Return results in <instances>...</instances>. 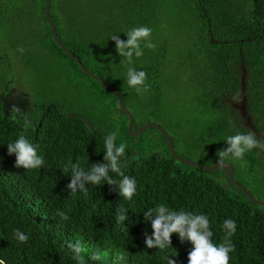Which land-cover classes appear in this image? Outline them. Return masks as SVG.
I'll use <instances>...</instances> for the list:
<instances>
[{
	"label": "trees",
	"instance_id": "trees-1",
	"mask_svg": "<svg viewBox=\"0 0 264 264\" xmlns=\"http://www.w3.org/2000/svg\"><path fill=\"white\" fill-rule=\"evenodd\" d=\"M44 8L45 0H0V26L11 41L17 31H27L30 42H47L52 50L54 46L72 64L66 72L81 79L68 85L81 89L87 104L117 108L127 137L122 171L136 180V193L131 200L120 196L122 177L111 171L117 185L88 183L87 194L67 189L71 164L88 171L92 164L105 162L108 134L97 127L100 122L88 127L86 116L65 109L61 98L44 103L26 126L0 99V259L6 264H77L67 245L79 243L86 264H167L168 257L188 264L192 245L181 242L176 233L167 249L145 246L144 234L151 236L152 229L143 213L164 204L174 211L206 215L217 245L224 240V221H236L229 264H264V207L235 188L226 170L204 172L175 161L163 136L152 128L146 130L160 136L163 146L142 148L146 130L139 138L128 135V118L117 97L85 76L55 44ZM172 9L175 13L169 12ZM50 16L60 41L89 72L121 93L134 116L133 130L147 122L162 126L161 121L173 120L187 147L186 154L175 149L177 154L207 166H217V151L226 149L227 137L238 132L252 131L264 141V0H51ZM139 26L152 29L157 47L142 44L143 55L127 65L109 37L117 34L126 41V34ZM128 67L146 72L147 91L138 94L128 85ZM242 79L254 129L245 125L237 108ZM21 133L36 146L43 166H15L7 145ZM225 163L232 166L235 180L264 202L248 189L252 185L239 180L242 172L264 187V151L254 148L243 159L229 155ZM121 206L129 216L126 227L116 222ZM17 229L30 237L26 243L16 239ZM120 253L123 259H117ZM93 255L100 258L94 260Z\"/></svg>",
	"mask_w": 264,
	"mask_h": 264
},
{
	"label": "clouds",
	"instance_id": "clouds-1",
	"mask_svg": "<svg viewBox=\"0 0 264 264\" xmlns=\"http://www.w3.org/2000/svg\"><path fill=\"white\" fill-rule=\"evenodd\" d=\"M127 40H121L117 34H112L109 38L115 42L116 52L119 56L126 58V64H133V57L139 58L143 55V48L155 50L157 45L152 42V29L147 26H139L131 29L127 34ZM18 52L23 53L25 49L20 47ZM146 72L137 71L134 67L127 68V83L134 88L138 94L147 91L148 85ZM12 110L18 115L23 116L22 110L13 105ZM31 121L24 118V124L27 126ZM117 133L112 132L107 135L104 148V163L92 164L90 170L85 171L79 163L70 165L71 180L67 184V189L75 194L78 190L87 194L86 184L99 185L101 181H106L108 185H117V181L109 176V172H114L121 176L118 183L119 195L127 200H131L136 193V180L124 174V166L121 157L125 155L127 145L116 144ZM228 147L218 150L216 155L219 159L216 162L218 167L225 166V159L231 155L235 159H243L244 154L254 148L264 151V141L257 140L252 131L246 133H236L226 139ZM9 155H15V166L24 169H36L44 165L42 156L37 155L36 146L33 145L26 136L21 133L14 143L7 145ZM65 172L69 170V165H65ZM63 219H68L67 215L60 213ZM146 221L151 220L152 235L144 234L145 246L149 249L159 248L161 250L171 247V236L178 234L181 242L188 241L192 249L188 253V264H229V253L235 250V245L230 237L236 232V221L227 219L223 223L225 230L224 240L220 244H214L212 241L213 232L210 230L209 218L204 214H194L186 211H174L164 204H159L155 208H150L143 213ZM129 219L127 209L123 206L117 210L116 222L118 225L125 224ZM14 235L21 243H26L29 236L19 229L15 230ZM68 248L75 255L73 259L77 264H86L80 253L83 251L79 243H68ZM98 255H93L92 259L98 260ZM124 254L120 253L117 259H123ZM0 264H6L4 259H0ZM167 264H176V261L168 257Z\"/></svg>",
	"mask_w": 264,
	"mask_h": 264
},
{
	"label": "rangeland",
	"instance_id": "rangeland-1",
	"mask_svg": "<svg viewBox=\"0 0 264 264\" xmlns=\"http://www.w3.org/2000/svg\"><path fill=\"white\" fill-rule=\"evenodd\" d=\"M174 11L172 9L169 12L175 13ZM4 27L0 26V99L8 109H12V106L15 105L22 110V118L28 117L32 121L35 120L37 113L41 111L40 107L44 103L51 101L56 103L58 99L61 100L62 98L65 102L62 103L65 109L69 108L71 111L81 112L86 116L84 119L88 127H94L100 122V126L97 127L107 134L117 133L115 141L117 144L126 142L127 137L125 138L124 133L121 132L124 117L117 111L116 107L113 109L109 103L110 109L108 106L87 104L83 91L68 85V81H81L76 75L66 72L72 65L68 59L55 50L54 46L53 50L48 47L47 42H30L29 32L27 31H17L15 34L17 38L13 37L11 41L8 39ZM20 47L25 49L23 53L17 51ZM54 58H58L60 61ZM59 64H63V66ZM102 102L101 99L98 104ZM62 105L60 104L63 108ZM241 106L240 97V102L237 104L238 110L245 120V125L248 126L249 119V125L251 126V118L247 113H242ZM12 112L14 111L12 110ZM15 115L18 116L16 113ZM161 124L170 133L169 136L173 138L174 147L178 153L186 154L187 147L184 139L180 137V130L176 128L175 122L173 120L170 122L163 120ZM145 133L147 139L143 142L142 148L149 149L155 144L162 148L160 136L152 131L146 130ZM220 179L222 180V178ZM239 180L245 185L254 186L255 188L248 186V189L256 197L264 198V190H261L264 187L259 184V181L251 176H242V172L239 175ZM225 183L228 186L226 181Z\"/></svg>",
	"mask_w": 264,
	"mask_h": 264
},
{
	"label": "water",
	"instance_id": "water-1",
	"mask_svg": "<svg viewBox=\"0 0 264 264\" xmlns=\"http://www.w3.org/2000/svg\"><path fill=\"white\" fill-rule=\"evenodd\" d=\"M50 5H51V0H45V8H44V16H45V19L46 21L48 22L49 24V28H50V31H51V34H52V38L55 42V44L61 49L63 50V52H65L70 58L73 59V61L78 65V67L80 68V70L82 71V73L97 81L99 84H101V86L108 92L114 94L116 97H117V102H118V107L119 109L127 116L128 118V126H127V133L130 137L132 138H139L141 136V134L148 128H152L154 130H156L157 132H159L163 138L165 139L166 143H167V146H168V149H169V152L171 154V156L173 157V159L177 162H180L182 164H185V165H188V166H191V167H194V168H197L199 170H202L204 172H218L220 170H226L227 172V177H228V180L229 182L235 187L237 188L243 195H245L252 203L258 205V206H261V207H264V202L263 201H260V200H257L254 196H252L250 194V192L244 188L241 184H239L235 178H234V170L232 168V166L230 164H226L225 163V166L224 167H218V166H207V165H204V164H201L197 161H194V160H191V159H187V158H184V157H180L175 148H174V144L172 142V139L171 137L169 136V134L165 131V129L160 126L159 124L157 123H154V122H147L145 124H143L139 129L137 130H133V123H134V116L133 114L125 107L124 105V101H123V97L121 95V93L119 91H117L116 89L108 86L105 81L91 73L88 71V69H86V67L82 64V62L80 61V59L78 57H76L59 39L58 37V33H57V29H56V26L54 24V21L53 19L51 18L50 16ZM244 80L242 79V92H241V95H242V99H241V110H242V113L243 114H246L247 113V106H246V98H245V95H244ZM239 108V107H237ZM248 126L252 129H254V127L250 124V120L248 119Z\"/></svg>",
	"mask_w": 264,
	"mask_h": 264
}]
</instances>
